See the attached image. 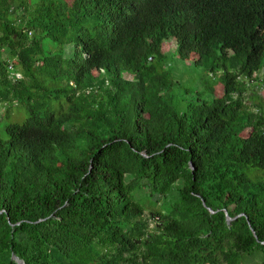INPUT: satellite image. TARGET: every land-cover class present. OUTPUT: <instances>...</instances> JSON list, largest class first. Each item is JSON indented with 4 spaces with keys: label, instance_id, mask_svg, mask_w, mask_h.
<instances>
[{
    "label": "trees",
    "instance_id": "trees-1",
    "mask_svg": "<svg viewBox=\"0 0 264 264\" xmlns=\"http://www.w3.org/2000/svg\"><path fill=\"white\" fill-rule=\"evenodd\" d=\"M173 65L208 78L191 90ZM250 87L264 96V0H0V264L264 253Z\"/></svg>",
    "mask_w": 264,
    "mask_h": 264
},
{
    "label": "rangeland",
    "instance_id": "rangeland-1",
    "mask_svg": "<svg viewBox=\"0 0 264 264\" xmlns=\"http://www.w3.org/2000/svg\"><path fill=\"white\" fill-rule=\"evenodd\" d=\"M172 47L171 43H166L164 46V49H170ZM197 72L193 71H182L179 65H173L172 71L173 72H183L186 76L185 80V86L191 90H198V79L200 77H205L208 78V71L207 70H202V69H196ZM193 77L188 80V78ZM199 76V77H198ZM197 77V78H196ZM254 89V91H253ZM257 95L262 97V104L264 106V96H262V92H260V89L258 88H252L250 87L249 90L244 94V102L248 104L249 106H253L255 104H258L260 102L259 98L256 97ZM3 115H4V106L0 103V130L1 127L4 126V121H3ZM11 115L12 116H18L19 113L16 111V109L11 110ZM160 204H156L155 206H147L146 207V213L148 214L151 210L159 208ZM242 264H264V253H262L259 250H256L253 255H245L242 258Z\"/></svg>",
    "mask_w": 264,
    "mask_h": 264
},
{
    "label": "water",
    "instance_id": "water-1",
    "mask_svg": "<svg viewBox=\"0 0 264 264\" xmlns=\"http://www.w3.org/2000/svg\"><path fill=\"white\" fill-rule=\"evenodd\" d=\"M208 210L210 212H213L210 208H208ZM226 220L229 222V221L232 220V218H230L229 216L226 215ZM12 258L15 259V261L17 262V264H24V262L21 259H19L18 257H16L15 255H12Z\"/></svg>",
    "mask_w": 264,
    "mask_h": 264
},
{
    "label": "built area",
    "instance_id": "built-area-1",
    "mask_svg": "<svg viewBox=\"0 0 264 264\" xmlns=\"http://www.w3.org/2000/svg\"><path fill=\"white\" fill-rule=\"evenodd\" d=\"M9 68H11V67H9ZM11 76H12L15 80L21 78L20 73H18V72H14V71L11 72Z\"/></svg>",
    "mask_w": 264,
    "mask_h": 264
}]
</instances>
